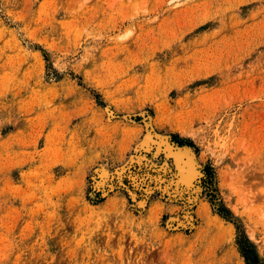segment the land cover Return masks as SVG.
<instances>
[{
    "label": "rangeland",
    "instance_id": "rangeland-1",
    "mask_svg": "<svg viewBox=\"0 0 264 264\" xmlns=\"http://www.w3.org/2000/svg\"><path fill=\"white\" fill-rule=\"evenodd\" d=\"M0 264H264V0H0Z\"/></svg>",
    "mask_w": 264,
    "mask_h": 264
},
{
    "label": "bare ground",
    "instance_id": "bare-ground-1",
    "mask_svg": "<svg viewBox=\"0 0 264 264\" xmlns=\"http://www.w3.org/2000/svg\"><path fill=\"white\" fill-rule=\"evenodd\" d=\"M149 122V121H148ZM150 124V123H149ZM152 137L151 136H147V141H150ZM149 139V140H148ZM147 141H145L146 143L143 142V144L145 146H147ZM162 143V142H161ZM160 143V144H161ZM159 144V145H160ZM163 145V143H162ZM166 145L164 144V147ZM168 146V145H167ZM142 147V146H141ZM140 147V148H141ZM186 148V147H185ZM166 149V147H165ZM183 149V148H182ZM175 150V149H174ZM146 151V150H145ZM167 153L171 154L173 152H171L170 148L166 149ZM179 151V150H178ZM175 152V154H172L175 158V161H177L179 164L181 161L180 159H182V157H185L187 158V162H185L186 160L183 159L184 163L182 165H179V183H181L182 185H185L186 187H190L192 186L191 183L193 182L192 180L194 178H196L192 173L194 172V161L191 157V151L189 148L187 149H184V150H180L179 153ZM169 156V155H168ZM172 156V157H173ZM193 156V155H192ZM167 157V156H166ZM145 157H141V154L139 156H135L132 160L131 163H137L140 165V163L144 160ZM182 161V162H183ZM176 163V162H175ZM144 164V163H143ZM176 164V165H177ZM177 167V166H176ZM178 172V171H177ZM140 173V174H139ZM166 173H167V166L166 165H162L161 167L159 168H155L154 166H152L150 164L149 161L146 162V164L144 165V170H138L137 172L135 171H130V169H126V170H122V171H119L116 175V178H117V181H121L124 177H126L129 181H130V186H131V195H132V198L133 199H136L137 196L136 194L139 192L141 195L139 197V203H138V206L139 207H144L145 204H146V200H147V197H145V193H147L149 191V186L150 184L152 183H155V186H159V188L161 189V185L163 183H165L164 180H161L162 177H165L166 176ZM198 174V173H197ZM101 178L103 179H107L108 175L107 173L104 171H102V173L100 174ZM175 177V176H174ZM194 177V178H193ZM170 183V182H169ZM171 185V184H170ZM199 186V185H198ZM170 186H165L164 188L162 187V189L164 191H167V189H170L169 188ZM184 187V186H183ZM177 189V188H176ZM159 190V189H158ZM194 188L192 189V193L194 192L193 191ZM176 190H174L175 192ZM195 194V193H194ZM192 195V194H191ZM195 197V196H194ZM196 197L193 198V199H190L188 200V204H192V205H195L196 203ZM189 210V208H188ZM183 221L188 224V225H191V223L193 222V218H192V214L188 211L187 213H185L184 217H183Z\"/></svg>",
    "mask_w": 264,
    "mask_h": 264
}]
</instances>
